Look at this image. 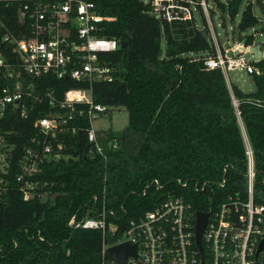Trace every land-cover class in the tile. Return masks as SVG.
<instances>
[{"label": "trees", "instance_id": "obj_1", "mask_svg": "<svg viewBox=\"0 0 264 264\" xmlns=\"http://www.w3.org/2000/svg\"><path fill=\"white\" fill-rule=\"evenodd\" d=\"M93 1L99 14L111 18L103 19L98 35L126 42L101 56L115 68L114 78L94 82L93 98L123 107L127 125L121 134L111 127L96 132L106 161L90 152L85 130L63 135L61 157L45 162L34 178L47 182L39 190L49 191L48 198L24 200L14 177L22 148L30 144L34 121L46 105L32 103L25 118L5 113L1 126L15 148L5 175L9 185L0 193V264H100L101 230L76 226L88 209L99 218L104 207L106 222L116 224L119 235L129 220L139 219L168 194L183 195L196 210H206L210 197L215 196L213 202L229 194L245 197L247 146L255 172L253 199L264 205V55L249 74L253 91L231 83L237 114L222 72L203 65V57L215 53L206 29L162 23L141 0ZM214 1L232 21L242 2ZM257 23L253 4L247 3L238 31ZM254 40L249 34L243 43ZM259 45L264 50V41ZM37 84L60 97L83 82L49 75ZM72 124L87 127L89 121L83 117ZM114 137L119 145L112 151L107 142Z\"/></svg>", "mask_w": 264, "mask_h": 264}, {"label": "built area", "instance_id": "obj_2", "mask_svg": "<svg viewBox=\"0 0 264 264\" xmlns=\"http://www.w3.org/2000/svg\"><path fill=\"white\" fill-rule=\"evenodd\" d=\"M143 2L148 13L162 23L189 24L192 28L207 30L215 53L204 56L203 65L222 72L239 114V101L232 93L229 72L257 71L254 61L258 59L248 60L245 57L248 51L228 55L220 48L207 0ZM259 2L264 9V0ZM248 3L253 4L254 0ZM195 12L201 13L203 28L198 26ZM103 19L111 18L99 14L93 0H0V193L8 188L5 175L15 148L6 138L1 118L11 111L25 118L32 103L46 105V110L34 121L36 131L30 144L22 148L19 171L14 177L24 200L34 196L48 198L49 191L39 190L47 182L34 178L45 162L61 157L58 149L62 148L63 135L85 130L90 152L107 160L93 122L99 113L113 107L94 101L92 84L113 80L115 68L101 56L121 46L114 37L98 35ZM261 51L263 56L264 50ZM49 75L83 82V85L69 87L59 97L54 89L37 84V80ZM83 117L89 121L87 127L72 124ZM118 145L119 140L114 137L107 142V149L113 151ZM246 153L245 197L229 194L216 202H213L215 196L210 197L206 210H196L183 195L168 194L139 219L129 220L119 235L115 233L116 224L106 222L104 207L99 218L92 216L93 209H88L76 226L101 230L100 264H117L107 249L124 242L135 245L136 252V256L128 255L125 264H264V248L259 249L264 238V205L254 202L255 172L249 146ZM198 211L207 213L200 237L201 249L196 243ZM74 222L75 215L69 224Z\"/></svg>", "mask_w": 264, "mask_h": 264}, {"label": "rangeland", "instance_id": "obj_3", "mask_svg": "<svg viewBox=\"0 0 264 264\" xmlns=\"http://www.w3.org/2000/svg\"><path fill=\"white\" fill-rule=\"evenodd\" d=\"M144 1V0H141ZM220 2H226V0H219ZM249 0H242L239 6V12L232 21L226 11H222L214 0H207L210 20L217 33L218 44L220 48L224 49L228 55L238 53L237 50H232L235 44L243 43L246 35L255 34V40L253 45H258L264 41V32H260V29L264 27V16L261 15L256 7L253 6V13L258 18V23L252 27L247 28L244 31H238L237 24L241 17V13L245 8ZM196 21L200 28L205 26L204 19L200 12H195ZM207 21V19H206ZM209 27V25H207ZM232 28L234 30H232ZM162 47H164V39H162ZM264 55V51H263ZM245 57L248 60H254L253 55L250 52L245 53ZM230 82L237 85L244 92H251L254 90V84L251 76L241 70H233L229 72ZM108 114L97 116L94 119L93 125L96 130H106L111 127L116 133L121 134L127 125L128 117L127 112L123 107H113L108 110ZM242 126V124H241ZM243 132L246 139L244 127ZM247 140V139H246Z\"/></svg>", "mask_w": 264, "mask_h": 264}, {"label": "water", "instance_id": "obj_4", "mask_svg": "<svg viewBox=\"0 0 264 264\" xmlns=\"http://www.w3.org/2000/svg\"><path fill=\"white\" fill-rule=\"evenodd\" d=\"M254 6L257 7L259 13L264 16V9L261 6L259 0H254ZM121 47L126 46V42L122 41L120 42ZM232 50H238V52H250L253 53V56L255 59H260L262 57V51L260 49V45H245L244 43L235 44ZM162 53V49L159 50V54ZM196 243L198 244L199 248L201 249L200 245V237L203 231V228L207 221V213L198 211L196 213ZM264 248V238L262 239L259 249ZM108 254L111 258H113L117 264H125L126 258L128 255H134L136 256L135 252V245H130L128 242L116 244L114 246H111L107 249Z\"/></svg>", "mask_w": 264, "mask_h": 264}]
</instances>
